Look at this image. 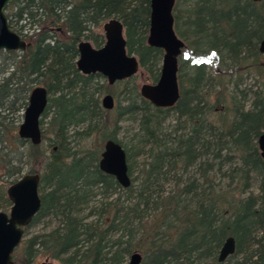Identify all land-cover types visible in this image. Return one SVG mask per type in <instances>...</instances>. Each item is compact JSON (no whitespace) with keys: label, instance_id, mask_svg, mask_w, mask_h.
<instances>
[{"label":"trees","instance_id":"trees-1","mask_svg":"<svg viewBox=\"0 0 264 264\" xmlns=\"http://www.w3.org/2000/svg\"><path fill=\"white\" fill-rule=\"evenodd\" d=\"M186 2L184 9L179 0L173 7L174 29L184 42L180 56L192 60L188 66L179 56L177 103L155 107L134 86L132 99L112 110L104 109L100 99L102 93H112L110 85L99 84L98 73L77 70V45L87 40L101 47L104 36L94 29L116 18L124 27L127 52L136 55L140 68L155 82L162 50L146 41L149 0H12L7 5L10 29L28 46L2 51L0 162L9 183L21 177L27 164H37L27 173H40L41 206L26 228L47 217L57 220L14 250L15 264H31L38 255L59 264H124L135 251L143 254L140 264H224L217 257L228 236L236 244L229 258L240 256L236 264H264V160L256 142L264 132V87L253 92L245 107L244 102L235 104L233 95L223 94V77L232 71L216 67L213 83L207 76L208 66L218 63L222 52L233 62L254 66L264 77V55L258 49L264 38V1ZM202 44L209 54L201 53ZM182 66L191 69L186 80L179 73ZM208 85L215 106L225 108L227 98L233 104L227 126V119L218 120L219 125L208 122L214 106L202 91ZM36 86L48 91L38 145L15 133ZM240 93L244 101L246 93ZM171 110L183 119L176 126L184 132L163 138L159 127ZM130 113L140 115L138 152H147L149 160L140 171V182L130 178L131 184L123 188L99 169L98 161L105 141L115 140L126 151L131 175L130 152L116 137L118 123ZM92 137L99 141L93 147L87 145ZM214 161L216 171L227 177L224 188L209 178ZM225 163L231 167L223 170ZM190 166L197 167L198 175L184 183L178 178L172 191L158 185L178 167L184 173ZM253 178L258 181L257 195L249 192ZM9 205L0 186V207Z\"/></svg>","mask_w":264,"mask_h":264},{"label":"water","instance_id":"water-1","mask_svg":"<svg viewBox=\"0 0 264 264\" xmlns=\"http://www.w3.org/2000/svg\"><path fill=\"white\" fill-rule=\"evenodd\" d=\"M12 0H0V51H23L28 43L19 34L10 29L5 14L6 7ZM254 2L264 0H252ZM175 0H149V29L147 44L162 50L160 74L151 83H143L139 93L153 106L160 108L173 107L179 97L180 90L177 79L178 57L184 42L174 29L173 7ZM104 43L95 48L87 40L77 45V70L85 75L98 73L108 85L126 80L137 74L140 69L136 55L129 54L126 49L124 27L120 20L111 18L102 24ZM259 52L264 55V38L259 43ZM48 103V91L44 86L34 87L29 94L28 104L22 114L17 135L20 139L29 140L38 145L41 142L40 118ZM101 105L106 110L115 106L114 98L105 94ZM257 146L264 160V132L257 137ZM99 169L112 175L123 188L131 184L128 163L124 147L115 140L108 139L98 161ZM41 176L38 172L25 173L6 188V195L11 205L9 212L0 211V264H15L14 250L20 246L25 228L31 223L41 206L39 185ZM235 240L226 237L221 245L217 260L224 262L234 254ZM142 254L135 251L128 257L127 264H140ZM38 264H57L46 259Z\"/></svg>","mask_w":264,"mask_h":264},{"label":"rangeland","instance_id":"rangeland-1","mask_svg":"<svg viewBox=\"0 0 264 264\" xmlns=\"http://www.w3.org/2000/svg\"><path fill=\"white\" fill-rule=\"evenodd\" d=\"M188 6V3L186 2V0H179V8L184 9ZM95 32H99L102 33V25L99 28H95L94 29ZM178 35V34H177ZM179 38H181V36L178 35ZM182 39V38H181ZM90 42V41H89ZM91 43V42H90ZM92 44V43H91ZM93 46V45H92ZM199 49L201 51V53H207L209 52V47L206 46L205 44L199 45ZM4 52V51H3ZM2 51H0V60L3 58L4 53ZM210 53V52H209ZM207 53V54H209ZM220 60L218 63H212L208 66V82L210 81V83L214 82V78L216 75V71L215 68L218 67L221 70L227 71L230 70L232 71V73H227L224 75L223 77V84L225 86V92H223L224 96L230 95L234 97L235 100V104L237 103H243L245 104V107H248L250 102L253 99V92L257 91L258 89H260L261 87H264V77L262 75H260L257 71V69L254 66L251 67H246L244 64L242 63H238V62H233L232 60L228 59L224 53H220ZM180 60L185 63L187 62L188 66H191V62L192 60H187L186 61V56L181 55L180 56ZM191 69L186 67V66H182V70L179 71V73H181V77L182 79L186 80V78L188 77V75L190 74ZM223 71V72H224ZM224 74V73H223ZM222 74V75H223ZM97 82L101 85H107V81L106 79L101 76L100 78L97 79ZM143 83H148L151 84L153 83L149 76L148 73L140 68L139 71L137 72V74L135 76H133V79L131 80V82H125L120 81V82H116L113 85H110V90H111V94L114 97L115 100V105L117 106L119 105H126L129 100L132 99V95L130 94V88L134 87L136 88V90L139 92L140 86ZM235 83H238L237 88H235ZM214 89V88H213ZM204 96L208 99V102L211 105H213L215 103V96H214V92H212V87L211 85L206 86L203 90ZM240 91H242L243 93H246V98L243 101L242 100V94L240 93ZM105 93H102L100 95V99L103 97ZM223 100V99H222ZM230 98H227L226 101H228V103L225 105V108L223 105H217L213 106V112L209 113L208 115V122L212 123V124H218L219 122L218 120H222V119H227L225 121V125L227 126L229 124V122L231 121L232 115H231V111L233 109V104H231L229 102ZM21 114V118L20 121L17 122V128L15 133L17 134V129L19 124L22 121V114L23 111L20 112ZM139 114H135V113H130V114H125L123 116V118L120 120V122L118 123V127L116 128V137L119 141H121L127 148L128 151L130 152L131 158L129 160V164H131V175L130 178H135V183L140 182L141 180V173L140 172L142 170V168L144 167L145 163L149 160L148 156H147V152H138V149L142 148V143L140 144L138 142V137L137 135L140 132V122H139ZM177 113L174 112L173 110L169 111L167 114V117L162 120L159 130H160V135L164 136L163 138H168V136H172L175 137V135H180L181 133H183L184 131L181 129L177 130V124L182 122L183 119H178L177 118ZM49 118H45V120H48ZM222 120V121H224ZM111 128H109L108 130H110ZM87 145H92V147L95 144H98V138L92 137L91 140L87 141ZM72 145H74L72 143ZM14 148H22L21 145L19 144H15L13 145ZM212 161V160H211ZM236 161V159L234 160V162ZM216 161H214V168L211 172H209V178L212 180V182H214L215 184H219V186L221 188L226 187V184L228 183L227 177L222 176L221 172H217V165H216ZM223 170L225 169H229L231 167V165H229L228 163H225L223 166ZM37 168V164L34 165H29L27 164L22 173L21 176L24 175L25 173H27V171L29 170H35ZM197 167L195 166H190L188 168V172H184L182 173V169L181 168H177L175 169L173 172H171L168 176L167 179L165 180H159V184L158 185H162V187L166 190V191H172L174 189V187L177 184V180L178 178L180 179V181H182L183 183L187 181V178L189 177H195L198 175L197 173ZM15 177V176H14ZM17 177V175H16ZM15 177V178H16ZM11 179V178H10ZM7 177H5V173H4V169H3V162H0V186H3L4 190H6V188L11 184L9 183V180ZM180 181L178 180V182L180 183ZM249 192L257 195L258 193V181L256 178H253L251 181V185L249 188ZM248 192V193H249ZM9 208L10 205L6 208H1L0 207V211H4L6 213L9 212ZM57 223V220L54 219L53 217H47L45 219H43L42 221H40L39 223L30 226L28 228L25 229L24 235H23V239L21 244L25 241V239L31 237L34 234H38V233H42L43 231L48 230L49 228L55 226ZM20 244V245H21ZM142 254L141 251H138ZM17 255V254H15ZM143 256V254H142ZM46 259L50 260V261H54L57 264H59L57 261L51 259V258H47L44 257L42 255H38L34 261H32L31 264H38L42 261H45ZM240 256L238 257H234V258H227L224 261V264H236V260H239ZM128 261V259H127ZM126 263L124 264H127Z\"/></svg>","mask_w":264,"mask_h":264},{"label":"flooded vegetation","instance_id":"flooded-vegetation-1","mask_svg":"<svg viewBox=\"0 0 264 264\" xmlns=\"http://www.w3.org/2000/svg\"><path fill=\"white\" fill-rule=\"evenodd\" d=\"M178 59H179V57H178ZM177 74H178V71H177ZM107 85H108V84H107ZM178 85H179V84H178ZM179 90H180V87H179ZM105 94H110V93H105ZM105 94H104V95H105ZM104 95H103V96H104ZM110 95L113 97L112 94H110ZM113 98H114V97H113ZM101 99H102V98H101ZM178 100H179V99H178ZM114 101H115V100H114Z\"/></svg>","mask_w":264,"mask_h":264}]
</instances>
